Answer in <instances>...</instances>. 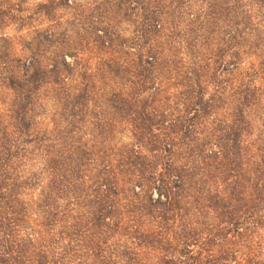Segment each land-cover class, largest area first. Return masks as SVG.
Instances as JSON below:
<instances>
[{
	"label": "trees",
	"instance_id": "trees-1",
	"mask_svg": "<svg viewBox=\"0 0 264 264\" xmlns=\"http://www.w3.org/2000/svg\"><path fill=\"white\" fill-rule=\"evenodd\" d=\"M122 2L137 13L138 46L108 54L102 66L119 79L109 90L73 87L64 62L43 70L36 53L6 78L0 264H264L253 249L264 230V0ZM224 12L231 54L217 38ZM97 38L116 47L113 33ZM48 82L60 106L43 129ZM91 93L108 108L99 145L79 126Z\"/></svg>",
	"mask_w": 264,
	"mask_h": 264
},
{
	"label": "rangeland",
	"instance_id": "rangeland-1",
	"mask_svg": "<svg viewBox=\"0 0 264 264\" xmlns=\"http://www.w3.org/2000/svg\"><path fill=\"white\" fill-rule=\"evenodd\" d=\"M52 1L57 2L0 0V111L4 112L3 109L7 108L13 98V91L7 85L6 78L13 72L20 76L24 67L29 65V58L33 53L38 56L37 67L44 70L50 68L54 61L64 62L66 65L62 64V68L68 69L73 75V87L81 90L90 84L96 90L95 93L100 94V88L109 90L119 81L108 75L102 66L109 58L108 54L115 50L116 58L121 60L125 49L132 51L138 46L137 13L131 10L128 3L120 4L121 0H71L69 5L55 7L51 5ZM219 22V44L231 54L235 35L233 18L231 14L224 12ZM106 32L115 36L116 47L112 50L106 49L97 38V35H104ZM48 39L52 41L48 42ZM231 79L232 77L230 81ZM58 91L59 87L52 82L43 85L39 91L43 129L54 128L58 122ZM224 102L220 110L222 114L226 110L224 107L227 100ZM84 109L85 118L79 125L85 134L82 142L99 145L104 139L98 136L101 132L98 124L103 120L100 113L108 109L105 100L102 96L91 93ZM116 129L115 135L118 139L125 143L130 142L128 136L131 126L126 121H122ZM154 195L157 196V193ZM254 241L253 249L257 250V256L264 262L263 229L255 231Z\"/></svg>",
	"mask_w": 264,
	"mask_h": 264
}]
</instances>
